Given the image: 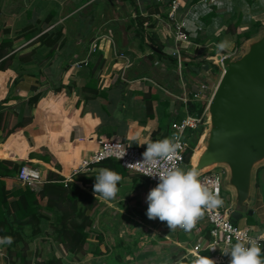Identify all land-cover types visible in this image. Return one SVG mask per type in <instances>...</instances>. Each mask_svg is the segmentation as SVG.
Wrapping results in <instances>:
<instances>
[{"label":"crops","instance_id":"crops-1","mask_svg":"<svg viewBox=\"0 0 264 264\" xmlns=\"http://www.w3.org/2000/svg\"><path fill=\"white\" fill-rule=\"evenodd\" d=\"M154 9L156 5L143 0H0V42L8 37L12 43L10 51L0 58L7 59L0 68V109L9 112L11 126L18 119L26 121L0 138V159L28 162L43 178L48 170L65 177L106 137L122 139L145 151L147 145H137V137L147 142L171 137L172 121L181 119L188 110L190 99L185 102L182 97L189 98L198 88L192 81L195 77L199 81L213 48L222 43L227 48L236 38L239 42L245 26L264 25V0H180L176 20H186L191 44L187 40L181 43L179 66L172 54L173 23L164 7ZM229 21L236 29L233 38L223 30ZM137 30L146 39H141ZM56 32L59 38L55 46L39 45L41 33L53 36ZM151 39L161 45L162 55L152 48ZM200 50L206 54L200 56ZM203 57L207 59L201 60ZM171 62L176 63L177 72L168 67ZM56 86L60 88L56 90ZM36 94V102L30 105L29 97ZM43 150L52 153L47 155L49 160L39 158ZM101 168L122 177L115 199L95 198V175ZM180 168L193 169L191 156ZM256 169L253 167L248 197L253 195L249 215H255L259 224L246 225L242 220L237 225L264 229V184L256 185ZM83 172L68 181L94 197L89 201L91 243L85 242L80 251H68L54 239L49 225L54 217L49 213L36 235L30 224L24 226L28 240L24 248L21 243L13 249L0 244V261L2 255L20 259L17 250L21 246L27 258L33 256L36 249L29 244L38 238L47 243L50 256L60 264H64V256L72 258L74 264H193L197 256L188 252L193 241L190 231H171L166 222L149 219L146 214V198L156 183L100 162ZM3 179L9 188L23 186L16 174ZM111 224L125 225L126 235H120L123 241L115 240L118 248L112 247L105 235ZM156 233L159 235L154 239ZM198 256L210 257L211 251L203 249ZM229 260L220 264H229Z\"/></svg>","mask_w":264,"mask_h":264},{"label":"trees","instance_id":"trees-1","mask_svg":"<svg viewBox=\"0 0 264 264\" xmlns=\"http://www.w3.org/2000/svg\"><path fill=\"white\" fill-rule=\"evenodd\" d=\"M145 3L147 5L150 4L147 1ZM154 5H156V9L154 10L157 11L158 4ZM253 24L254 27L250 31L245 32L247 37H250L251 34L257 31L259 23ZM136 33L141 39H146L139 30H137ZM29 36L30 35L28 34L27 38ZM58 38L59 34L57 32L53 34V36L51 34L46 35L45 33H41L38 36L37 41L39 42V45L45 43L53 47ZM150 43L156 48H161V45L155 43L153 39H151ZM11 44V39L8 37L2 38L0 42V58L3 57L6 52L10 51L12 48ZM8 46L11 47L6 50V47ZM157 54L162 55L160 52ZM21 57L22 59L25 58L22 55ZM6 60L7 59H2L0 61V68L3 67ZM214 68L217 70L218 66H215ZM60 86L54 88L57 90ZM90 90L95 92L92 89ZM37 98L38 94L30 96L28 103L30 105L33 104L36 102ZM205 106L206 104L198 99H190L188 101V111L196 116L201 115ZM8 116L9 112L7 110L4 111L0 109V138L3 139L11 132H14L16 127L23 126L26 123L25 119L22 118L18 119L16 124L11 126ZM194 145L195 141L189 144L188 150L185 153V160H189L190 156L192 158L194 154L193 149H195L193 148L195 147ZM47 155H52V153L43 150V152L39 153V158H47L49 160ZM23 164H28V162L0 159V237L2 239L5 237H11V243L7 244V248H16L20 243L22 245L24 244L23 247L27 246L28 240L23 232L24 226L30 224L32 227V234L36 235L42 231V223L50 218L49 213H51L54 219L49 225L54 239L64 245V247L70 252H77L83 249L85 242L91 236L89 226L91 225L92 220L90 216L89 201L93 200L94 197L91 193L82 189L72 181H68L65 184V177L52 170H48L46 177L43 178V182L39 185H23L14 189L9 188L3 177L14 176ZM54 164L59 166V163L56 161H54ZM100 164H111L113 166H119L121 169L123 168L113 159H105L101 161ZM255 180L256 185L258 186L264 184V165L257 167ZM259 247L261 248V256L264 257V244ZM19 248L20 249L17 250V255L23 261L27 258V255L25 251H23L22 246ZM56 263L57 258L55 257H51L44 262V264Z\"/></svg>","mask_w":264,"mask_h":264},{"label":"water","instance_id":"water-1","mask_svg":"<svg viewBox=\"0 0 264 264\" xmlns=\"http://www.w3.org/2000/svg\"><path fill=\"white\" fill-rule=\"evenodd\" d=\"M217 57L225 68L207 103V143L193 169L228 165L230 183L236 192L230 219L237 223L242 216L240 207L249 195L252 169L264 158V31L243 54Z\"/></svg>","mask_w":264,"mask_h":264},{"label":"clouds","instance_id":"clouds-1","mask_svg":"<svg viewBox=\"0 0 264 264\" xmlns=\"http://www.w3.org/2000/svg\"><path fill=\"white\" fill-rule=\"evenodd\" d=\"M226 44L218 45L223 50ZM137 145H147L143 152V160L130 163L142 175L158 179V184L147 195V216L149 219H159L166 222L171 231L181 228L191 231L205 212H215L223 206V200L218 192L200 179L196 169H182L176 161L182 151L180 136L174 134L171 138H164L154 142L140 141ZM130 144L129 146H131ZM126 152L119 156L122 159ZM84 173V172H78ZM122 177L109 168H101L95 175L93 193L95 198L104 200L115 199L118 183ZM222 231L231 233L235 237L227 242V247L221 248L223 255L230 256L229 264H264L258 239L264 240V233L258 238L248 237L247 234L233 229L229 224L220 226ZM11 237L0 239V244H10ZM193 264H216L210 257L197 256Z\"/></svg>","mask_w":264,"mask_h":264},{"label":"built area","instance_id":"built-area-1","mask_svg":"<svg viewBox=\"0 0 264 264\" xmlns=\"http://www.w3.org/2000/svg\"><path fill=\"white\" fill-rule=\"evenodd\" d=\"M145 1L150 4H158L159 7L165 8L168 20L173 23L172 40H174V42L172 47V54L176 56V59L178 60V65L180 66L182 62L181 43L187 40V43L191 44L188 38V34L185 30L186 20H176V13L180 4V0ZM119 55L124 56L123 53H120ZM221 64L224 70L225 67L222 61ZM207 93H209V86L207 82L202 81L200 85H198V88L196 90L189 93V98L187 96H183L182 99L185 102L191 98L201 100V98L207 96ZM199 120V116L191 114L187 110L185 115L181 119L172 121L171 137L174 134H178L180 136V142L182 145V151H180L179 158L176 161L178 167H180L185 161V153L189 147V132L192 128L197 125ZM129 145L130 143L122 139L111 137L100 139L97 149L88 158L83 159L80 164L71 171V175L65 176L64 183L66 184L67 181L70 180L71 176L76 175L78 172L86 171L91 165L99 163L105 159H113L117 161L119 165L124 169L142 175L139 171H136L134 165L128 167L127 165L130 163L134 164L138 161H142V154L144 151L135 148L133 145ZM125 152L126 154L124 155V157L122 159H118V157L123 155ZM199 173L201 181L214 188L218 192L219 197L223 200L220 174L218 170L209 167L205 170L200 171ZM16 175L17 179L22 185L35 186L43 182V177L41 176L39 170L35 166L29 164H23L18 169ZM142 176L147 181L158 184V179L145 175ZM232 209V205L223 204L222 207H220L211 214L205 212L204 216L197 221L194 228L190 231V233L192 234L193 241L188 248V252L198 256L201 250L209 249V251H211L210 257L216 261V264H220L226 261L227 259H230V256L222 254L221 248L227 247V242L229 239H231L233 243L235 242V237L229 232L222 231L220 227L221 225L229 224L233 229H236L241 233H245L248 237L252 238H258L262 233H264V229H256L252 226L242 227L237 225V223L232 222L230 219V213ZM202 219H205V224ZM263 244L264 240L258 239V246H261Z\"/></svg>","mask_w":264,"mask_h":264},{"label":"rangeland","instance_id":"rangeland-1","mask_svg":"<svg viewBox=\"0 0 264 264\" xmlns=\"http://www.w3.org/2000/svg\"><path fill=\"white\" fill-rule=\"evenodd\" d=\"M143 1L146 2L145 0H143ZM149 11H153V8H150ZM144 18H146V17H144ZM253 27H254V24H250L249 26H245L244 28H241V33H239V37H240L239 42L236 41V39H237L236 38L234 44H229V46L223 50L218 49V47L216 45V47L213 48L212 53H211L212 55H211V57L208 58V60H206L207 59L206 57H203L201 59V60H203L206 58L205 60L207 62V63H205L206 65L203 68H201V71H203L202 72L203 74L200 75L199 81L195 77V79L192 82L194 84H198V85H200V81L201 82L202 81L207 82V84L209 86V93H207V96L201 98V101H203L206 104V106L203 109L201 115L199 116V118H200L199 122L197 123V125L194 128H192L190 130L189 135H188L189 144L195 141V145H194L195 147H193V148H195V149H193L194 153H195V150L197 147H199V146L205 147L206 143H207L208 130H209V125H210V122L208 120L209 112L207 109V103L210 99L212 90L216 86V84H217V82H218V80H219V78L223 72V66L221 64V60L217 57V55L218 54L224 55V54L228 53L227 55H230L231 57H236L237 55H240V54H243L244 52H246L249 48L250 43L257 40L259 37H261V35L264 31V25L261 24V25L257 26V31L255 33L251 34L250 37H247L245 35V32L250 31ZM223 30L228 31L232 35V36L230 35L232 38L235 37V35H236V29H235L233 21H229V23L226 24V28H224ZM172 41H170L171 44H172ZM201 52H202L201 50L198 52L200 56H203L204 54H206V52H204V51L202 53ZM215 66H218V69L214 71ZM168 67L170 69H173L175 72H177V65L175 62H171V65ZM182 72H184V70ZM178 73H179V71H178ZM184 76H185V74L183 73V79H184ZM185 80H186V82H185ZM185 80H184V82L187 83L188 81L186 78H185ZM260 163H264V158L262 160H260L259 162H257L256 166L254 165V169H255V167L257 168L258 165H260ZM213 166H211V167L218 170V172L220 174L223 204L224 205H232L234 207L235 206V200H236V192H235L234 187L230 183V172H229L228 165L224 164V163H218L216 165L213 164ZM252 171H254V170L252 169ZM251 180L253 181V177L251 178ZM262 191L264 192V189H262ZM252 199H253V195L250 193V196L246 199V201H244V203L240 207V210L242 212V216L238 219L237 222L243 220L246 225L259 224V223H257L256 216L253 214L249 215V212H248V210H252V203H251ZM103 219H105V218H102V220ZM92 226H93V224L90 227H92ZM109 226L111 229L109 232L106 231L107 232L105 234L106 238L110 241V245L112 247L118 248L119 244L115 240H116V238L121 240L122 239L121 236L126 235L125 231L123 230L125 225H123V224H111ZM147 231H149L148 232L149 234L153 233V232H150L151 230H147ZM98 232L101 235H103V233L100 230H98ZM142 232H143V234L147 233L146 231H142ZM156 235L158 236L159 234L156 233L154 239H156ZM141 238H139V239H141ZM42 240L43 239L37 238L36 240H32V243L29 244L31 248L36 249V254H34L33 256L28 257L22 261L16 255H13V254L8 255L6 257L4 255H2V259L0 261V262H2L1 264H44V262L46 260L50 259L51 256H50V253L48 252L49 246L47 245L46 242H43ZM121 241H123V240H121ZM87 242L91 243V239L88 238L86 243ZM55 245H57V244L54 242V247H56ZM50 246H52V245L50 244ZM105 246L109 247L108 244H106ZM130 246L132 247L135 245L130 244ZM90 247L91 246H89V248ZM89 248L87 247V249H89ZM0 257H1V255H0ZM63 261H64V264H74L73 259L67 258V256L63 257ZM58 263H59V259H57L56 264H58ZM88 263L89 262H86V264H88ZM82 264H85V262H83Z\"/></svg>","mask_w":264,"mask_h":264},{"label":"bare ground","instance_id":"bare-ground-1","mask_svg":"<svg viewBox=\"0 0 264 264\" xmlns=\"http://www.w3.org/2000/svg\"><path fill=\"white\" fill-rule=\"evenodd\" d=\"M208 120H209V115H208ZM203 150H204V146L197 147L194 155L191 158L192 159L193 166H197L198 165L199 160H200V158H201V156L203 154ZM211 166H213V164H210V165H207V166L203 167L202 169L198 170V172L199 171H202V170H205V169H207V168H209Z\"/></svg>","mask_w":264,"mask_h":264}]
</instances>
